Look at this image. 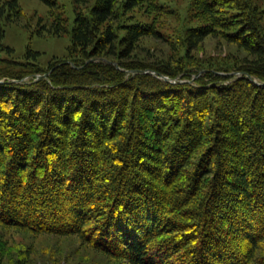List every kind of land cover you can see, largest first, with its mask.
<instances>
[{"label": "trees", "instance_id": "trees-1", "mask_svg": "<svg viewBox=\"0 0 264 264\" xmlns=\"http://www.w3.org/2000/svg\"><path fill=\"white\" fill-rule=\"evenodd\" d=\"M75 3L85 66L57 62L29 83L43 72L0 74V223L74 236L114 264H264V26L252 1L195 0L208 23L188 30V53L211 36L248 59L207 73L124 62L141 38L170 44L123 26L116 53L121 12L141 0ZM18 9L0 4L2 48Z\"/></svg>", "mask_w": 264, "mask_h": 264}, {"label": "rangeland", "instance_id": "rangeland-1", "mask_svg": "<svg viewBox=\"0 0 264 264\" xmlns=\"http://www.w3.org/2000/svg\"><path fill=\"white\" fill-rule=\"evenodd\" d=\"M7 1L0 0V4ZM16 1L18 12L4 23L0 74H21L37 70L43 72L28 78L29 83L30 80L34 82L39 76L49 74L48 69L54 63L78 62L83 67L89 62H84V54L80 53L79 48L73 49L71 43L76 14L84 7L77 5L75 0H53L55 7H49L41 0ZM225 1L232 6V0ZM251 1L256 11L255 20L264 26V0ZM226 12L229 13L230 10ZM121 14L122 17L115 26L118 34L115 47L117 54L128 48L124 42L127 33L121 29L123 26L154 28L170 42L166 44L151 37L141 38L135 44L132 57L124 61L128 65L131 62L164 63L192 72L203 69L222 71L234 70L241 62L248 60L246 53L234 44H227L223 39L211 36L204 40L198 50L188 53L185 46L188 30L208 23L204 13L196 7L195 0H141L138 7ZM52 29L61 30L60 35L49 31ZM29 50L38 55L27 56ZM89 53L91 52L88 51L87 54ZM101 55L98 58L105 61L108 59L107 55ZM203 72L209 71H201ZM219 73L226 75L225 72ZM0 264H114V261L96 253L74 236L33 234L28 230L0 223Z\"/></svg>", "mask_w": 264, "mask_h": 264}, {"label": "water", "instance_id": "water-1", "mask_svg": "<svg viewBox=\"0 0 264 264\" xmlns=\"http://www.w3.org/2000/svg\"><path fill=\"white\" fill-rule=\"evenodd\" d=\"M47 76H48V74H45L44 76H39V79L47 77ZM165 80L166 81H170V79L168 77H165Z\"/></svg>", "mask_w": 264, "mask_h": 264}]
</instances>
